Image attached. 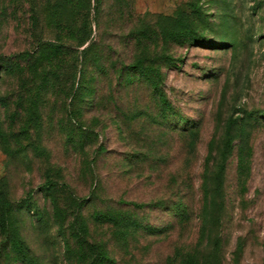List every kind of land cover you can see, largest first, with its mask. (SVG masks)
I'll return each mask as SVG.
<instances>
[{
	"label": "rangeland",
	"instance_id": "1",
	"mask_svg": "<svg viewBox=\"0 0 264 264\" xmlns=\"http://www.w3.org/2000/svg\"><path fill=\"white\" fill-rule=\"evenodd\" d=\"M180 198L189 216L162 235L98 218L163 228L173 212L132 203ZM187 251L264 264V0H0V264Z\"/></svg>",
	"mask_w": 264,
	"mask_h": 264
},
{
	"label": "trees",
	"instance_id": "2",
	"mask_svg": "<svg viewBox=\"0 0 264 264\" xmlns=\"http://www.w3.org/2000/svg\"><path fill=\"white\" fill-rule=\"evenodd\" d=\"M98 3V2H97ZM98 8V6L96 5V9ZM97 11V10H96ZM59 44H57L56 42H51V41H47V42H42L40 44V53L43 55H48V53L53 52L56 50L57 46ZM87 46H85L82 50L83 53L87 52ZM86 48V49H85ZM30 53L28 51H23L21 52V54H18L19 57H24V55ZM16 54V55H15ZM6 56V55H5ZM5 56L2 57V59H5ZM8 58H16L17 53H13L11 55H8ZM49 73L51 72V76L52 79L55 78V70H48ZM75 93H73L74 95ZM163 104L166 108L169 107V104L166 101H163ZM60 186H58L57 182L47 179V181L40 186V189H50V188H58ZM31 196V194H30ZM181 200H177V201H159L158 203L154 202V203H132L134 208L137 209H149L151 211H159L160 210H164L165 212H173V217L172 220L170 221L169 224H167L166 226H164L163 228H155L152 227L151 225L148 224V222L145 221V219L140 218L137 214L133 213V211H123V212H119L118 214H116L115 216H106V215H102L99 216V219H102L104 221H106L107 223H113L115 225H118L122 228L123 234L125 235H129L135 231H139L140 233H143L144 235H162L167 233L169 230L173 229L175 227V224L178 223V225H182L180 222H183L185 220H187L188 216H189V212L190 210V205L187 201H185V198H180ZM22 204L21 207H26L27 209L30 210V216L32 214L33 218L37 221H42L43 220V213L37 209L34 208V206L32 205V200L31 197H26L24 199H22L21 201ZM9 206V204H5V207L7 208ZM33 209H32V208ZM32 211V212H31ZM5 215L7 216V213H4V217ZM17 249H21V246L17 245L16 246ZM22 251V249L20 250ZM180 253V255L183 254L182 251H178ZM191 252L187 251L185 253V259H187L186 261L182 262V259L180 260L181 263L180 264H195L194 261L189 258ZM99 259H101L102 261H110L112 259L110 258H106L105 256L100 255ZM114 261V260H112Z\"/></svg>",
	"mask_w": 264,
	"mask_h": 264
}]
</instances>
